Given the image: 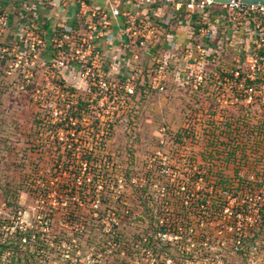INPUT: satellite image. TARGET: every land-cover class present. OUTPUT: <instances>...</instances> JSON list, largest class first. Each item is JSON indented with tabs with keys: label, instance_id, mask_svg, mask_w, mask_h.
<instances>
[{
	"label": "rangeland",
	"instance_id": "374dc122",
	"mask_svg": "<svg viewBox=\"0 0 264 264\" xmlns=\"http://www.w3.org/2000/svg\"><path fill=\"white\" fill-rule=\"evenodd\" d=\"M156 19L160 45L171 44L165 14ZM18 22L0 35V264H264V212L255 210L261 185L249 179L261 175L259 167H217L205 158L170 172L167 163L170 144H211L196 140L198 120L191 119L193 134L184 133L186 101L197 95L204 118L215 112L219 76L245 60L243 50L221 51L228 39L216 50L203 44L208 85L195 89L188 66L200 53L183 60L175 44L136 58L124 34L104 58L102 78L113 83L106 89L76 61L57 63L52 34L32 50L21 28L41 26ZM161 59L159 79L153 68ZM239 109L231 101V121ZM250 154L231 149V162L260 158V151ZM76 204L87 209L75 211L86 221L70 217ZM249 206L248 216H235ZM227 207L231 215L220 209ZM26 228L48 240L39 248L23 235L16 249L15 233Z\"/></svg>",
	"mask_w": 264,
	"mask_h": 264
},
{
	"label": "built area",
	"instance_id": "2783aa9c",
	"mask_svg": "<svg viewBox=\"0 0 264 264\" xmlns=\"http://www.w3.org/2000/svg\"><path fill=\"white\" fill-rule=\"evenodd\" d=\"M44 1L54 3L57 0ZM74 1L79 5L78 16L81 18L99 17L103 20L104 28L109 27L113 22L120 24L123 34H126L130 42L135 45L136 53L134 55L136 58H139L141 53L143 57L154 54V47L161 42L162 37L158 33L162 32V24L156 19L157 17L149 13L154 8L160 11L161 6H174L176 13L181 11L182 6H185L186 12L192 14L199 12L206 15L209 11H220L231 24L242 29L246 38L245 44L247 45L243 49L245 60H239L233 66L230 64V66L226 67L227 71L219 76L220 79L218 81H221L218 82L217 87L219 88L217 100L220 104L218 109L211 114L207 111L208 118H204L202 116L204 113L200 112L202 110L201 102L200 104H194V102L196 103L200 100L199 96L197 97L196 95L194 100L188 99L186 101L189 102L191 108H187L188 111L185 113L187 125H185L184 133L193 134L194 132L191 131L192 128L190 127L191 119L198 120L197 128L200 136L196 140L201 137H208L206 140L211 144L207 146H201L198 143L185 144L184 139H182L180 144H170L167 163L170 172L193 164L197 166L205 158L208 159L206 161L208 164H214L217 167L231 166V163L237 167L258 166L261 175H251L249 179L250 181L260 182L261 186H258L259 192L256 193L258 197L256 200L259 203L255 202V204L258 203L259 205L255 210L258 211L257 213H263L264 158L261 156L264 150V140H259V133L264 134V3L248 4L242 0H232L228 3H218L213 0H105L108 7L104 9L101 6H92L88 0ZM22 5H25L22 9H14L16 13L18 12V15L12 18L10 16V8L0 4V35L9 30L11 22L23 21L25 16L22 15V11L28 10L29 4L26 0H22ZM142 5H146L148 12L139 15L137 9ZM176 13L173 14V18L178 17ZM181 15L182 13L179 16ZM84 27V25L69 27L59 32V34L57 32L52 34L53 38H56L54 41L59 55L57 63L65 65L64 60L66 58L69 61H76L75 64H81L85 67L87 74L91 72L92 76H94V84H98L96 82L98 81L103 87L108 89V86H112L113 83L103 79L102 77L104 76L101 72L104 69V58L107 59L108 56L105 43L103 42L106 31L99 30L96 25H88V32H86ZM33 30L36 29L27 30L26 27L24 34L20 36L22 38L26 36L27 39L33 40L31 48L35 50V43L37 46L43 45L46 34ZM89 30L92 31L90 32ZM121 39L122 37H119V40ZM196 51L200 53L199 58L190 63L188 67L192 77V86L195 89H200L208 85V79L204 76L205 71L203 66L200 65L202 63V55L206 52V49L202 43H198ZM165 68L166 65L162 59L160 64L153 68L158 73L159 79L164 78L162 74H164ZM95 72H99L97 74L100 79L95 78ZM231 101L234 105L240 104L239 114L232 121L231 112L227 111L231 107ZM192 103L193 105H191ZM215 136L224 141L223 148L220 145L217 146V137L215 138ZM241 136H243V139L240 138ZM231 149L242 151L249 155H251L250 152L252 150L260 151V158L252 159L250 157L231 162ZM178 150L182 151L180 155H177ZM211 152L215 155L211 154ZM174 158L179 160V162ZM174 160L175 162H173ZM213 180L217 181V178ZM223 188L224 186H222ZM217 191L219 190L216 189V194ZM220 209L229 212L230 215L233 213L231 207ZM251 212V207L248 210L241 207L235 216L241 217L243 214L248 216ZM234 222L236 221L234 220ZM233 226L236 227L235 224L230 223L227 227L231 229ZM238 242H240V239Z\"/></svg>",
	"mask_w": 264,
	"mask_h": 264
},
{
	"label": "crops",
	"instance_id": "0c3cea01",
	"mask_svg": "<svg viewBox=\"0 0 264 264\" xmlns=\"http://www.w3.org/2000/svg\"><path fill=\"white\" fill-rule=\"evenodd\" d=\"M88 1L92 6H101L104 9L108 7L105 0ZM27 3L29 4V9L26 10L28 11L27 15L23 21H19L18 23L37 22L41 27H39L40 29L35 28V31L45 33L46 37L47 34L51 35L54 32L59 34V32L64 31L69 27H79L80 25H84V31L88 32V25H96L99 30L106 31V35L103 37V42L105 43V49L107 51L110 50V46H116V44L118 45L122 43L123 39H127L123 34L122 26L120 24L113 22L109 27L104 28L103 20L99 17L86 19L85 17L81 18L78 16L79 5L74 0H57L54 3L44 0H29ZM0 4L10 9H15V6L19 5L20 7L18 6V10L25 6L22 5V0H0ZM145 12H148L146 5L138 7L137 13L139 15L145 14ZM149 13L154 17H160L162 14H165V22H169L171 26L166 27L164 33H166L169 39L173 40L171 44L170 42H165V44L161 45L160 43L157 44L154 47V53L158 52V49L163 47V49L168 50L167 52H170L171 50H174L173 46L178 44L177 47H180L184 54L183 60H187L190 53L195 52L198 43H202L204 46L211 45V49L216 50L215 48L218 44L222 41L225 42L227 38L229 41L224 44V47L220 48L221 51L225 52L226 46L227 55H230L231 49L236 53H239L247 47L245 44L246 38L242 29L231 24V22H229L225 15L220 11H209L206 15L199 12L192 14L186 12L185 6H182L181 11L176 13L174 6H161L160 11H158L157 8H154L153 11H150ZM174 13L178 16L176 19L173 18ZM180 13H182L183 16H179ZM180 21L183 22L181 24L183 26H177L178 28H175L174 23L176 24V22ZM21 29L25 31L24 27ZM27 30L31 29L27 28ZM89 31L91 32L92 30ZM163 36L166 41V36ZM119 37H122V39L119 40ZM123 47L124 46H122V48ZM221 51H219V53ZM110 53H112V51Z\"/></svg>",
	"mask_w": 264,
	"mask_h": 264
},
{
	"label": "trees",
	"instance_id": "16d2710c",
	"mask_svg": "<svg viewBox=\"0 0 264 264\" xmlns=\"http://www.w3.org/2000/svg\"><path fill=\"white\" fill-rule=\"evenodd\" d=\"M81 209V210H79ZM87 209H85L84 207H82L79 204L75 205V208H73V210L70 212V217L73 216L76 220L78 221H86L84 219H79V215L75 213V211H82L84 214H86ZM87 219V216H85ZM23 235L27 236V238L31 241V239H34L37 244V246L39 248H41V242L48 240L47 234L45 232H43L42 230H39L38 228H29V229H25V230H21L18 229L15 233L14 238L17 240V243L14 245V247L16 249H21L22 248V239H23ZM46 244L44 245L45 248L48 247L46 246Z\"/></svg>",
	"mask_w": 264,
	"mask_h": 264
},
{
	"label": "water",
	"instance_id": "95a60500",
	"mask_svg": "<svg viewBox=\"0 0 264 264\" xmlns=\"http://www.w3.org/2000/svg\"><path fill=\"white\" fill-rule=\"evenodd\" d=\"M213 1L218 2V3H228L232 0H213ZM242 1L248 4L264 3V0H242Z\"/></svg>",
	"mask_w": 264,
	"mask_h": 264
}]
</instances>
